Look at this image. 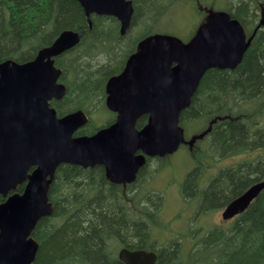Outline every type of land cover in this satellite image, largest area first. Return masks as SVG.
Returning <instances> with one entry per match:
<instances>
[{"label":"trees","instance_id":"1","mask_svg":"<svg viewBox=\"0 0 264 264\" xmlns=\"http://www.w3.org/2000/svg\"><path fill=\"white\" fill-rule=\"evenodd\" d=\"M131 1V25L121 35L114 17H87L76 0H0V62L29 61L61 31L82 32L74 47L54 58V65L61 69L58 82L64 84L65 94L50 101L58 116L79 109L87 114V123L75 135H91L113 120L105 106L106 81L122 70L140 39L156 32L152 29L157 23L154 20L179 2ZM244 2L249 4L244 12L240 6H230L227 11L241 23L247 36L254 31L240 62L234 69L206 70L189 106L181 111L179 122L205 123L196 133L203 136L207 129L204 136L211 137L210 153L233 155L260 149L252 164H240L241 168L249 166L256 182L264 179V126L255 118L264 108V0ZM140 18L151 22L143 21L138 29ZM132 27L135 33L131 35ZM251 104L256 106L248 109ZM102 111L109 116L98 126L92 117ZM146 118L141 116L136 127L143 126ZM228 172L225 169L222 173L229 179V188L222 187L223 191L215 195L212 190L216 187H212L203 193L209 196L205 199L217 203L223 199L222 193L236 194L237 181ZM190 177L183 186L186 194L190 192ZM239 184L241 187L244 182ZM24 185L18 184L15 191L22 192ZM47 196L53 210L40 218L32 231L39 246L31 264H123L117 257L120 247L148 250L154 248L152 241L158 244L156 264H170L167 258L185 264H264V188L232 221L206 229L182 258L175 255L179 241L167 239L168 234L162 238L167 229L166 223L159 220L162 198L151 222H139L136 192L109 182L99 165L84 168L59 164ZM3 200L0 194V203ZM133 200L136 210L131 208Z\"/></svg>","mask_w":264,"mask_h":264},{"label":"water","instance_id":"2","mask_svg":"<svg viewBox=\"0 0 264 264\" xmlns=\"http://www.w3.org/2000/svg\"><path fill=\"white\" fill-rule=\"evenodd\" d=\"M76 1L87 17H115L121 34L130 25L131 0ZM81 35L63 30L33 59L0 62V264L33 262L39 245L32 231L52 213L47 193L59 164H98L110 182H131L145 155L171 154L185 141L179 115L203 74L210 68L234 69L252 37L226 11L213 13L186 42L167 33L145 36L122 71L106 82L105 103L116 113L114 121L91 135L75 136L86 115L77 110L58 117L49 102L65 92L53 58L75 46ZM142 115L147 121L136 128ZM23 182L22 192L15 191ZM263 188L264 180L250 185L225 206L222 218L241 213ZM118 259L154 264L156 253L124 247Z\"/></svg>","mask_w":264,"mask_h":264},{"label":"rangeland","instance_id":"3","mask_svg":"<svg viewBox=\"0 0 264 264\" xmlns=\"http://www.w3.org/2000/svg\"><path fill=\"white\" fill-rule=\"evenodd\" d=\"M178 1L179 2L173 3L171 7H167V10L163 13V15L154 20V23H157L153 26V31L174 34L180 37L182 40H187L192 36L200 23L205 22L207 18L213 15V13H215L216 11H228V8L230 6H240L239 9L244 12L248 4L247 2H244L246 0ZM199 4L201 5L200 7ZM202 6L204 8H202ZM143 21L147 23L151 22L149 19L146 20L144 18H140L139 24L136 26L138 29H140V25ZM134 33L135 31L132 27L130 34L132 35ZM252 106L255 107L256 105L251 104L249 105L248 109L254 108ZM108 116V112L102 111L99 114H94L92 118L95 119V122L99 126L100 123L108 118ZM255 118L256 121L259 122L260 126H264V108L261 110L259 115L256 114ZM182 125L184 127L187 139L195 134V131L199 130L201 127L206 126L205 123H202L200 121H195L190 125H184V123ZM205 145L206 141H203L202 139H197L195 141V149H189L186 144L181 145L176 152L161 161L159 175L153 181L154 189L156 191H161L164 194L165 198L161 208V218L159 217V220L162 219V221L166 223L167 228L165 230V234L163 232L162 238L165 237L166 234H168L167 239H176L182 244L184 248L190 246L191 240H189V237L191 236V227L194 225V221L196 223L198 219H200V223L202 225H205L207 229L216 224L224 225L227 223L221 221V206L213 209V211H211L210 213H204L200 215V213L196 212V215L195 209L198 206L197 203H194V201L188 199L183 200L179 196L178 188L166 186L167 182L171 181L174 177L179 178L181 174H183L188 168L194 165L191 161L192 155L190 151H196L195 156H197L198 158L200 157V160L203 164H206L207 162H209V160L212 159L211 158L208 161L205 160V158L212 157V154L205 149ZM258 151L260 152L261 150L258 149ZM233 160H235V158H227L224 159L223 162L231 163ZM205 166L206 165H204V167ZM136 195V197H138L139 199V191L136 192ZM136 206V200H133L131 208L136 210ZM135 213H138V211Z\"/></svg>","mask_w":264,"mask_h":264},{"label":"flooded vegetation","instance_id":"4","mask_svg":"<svg viewBox=\"0 0 264 264\" xmlns=\"http://www.w3.org/2000/svg\"><path fill=\"white\" fill-rule=\"evenodd\" d=\"M124 65H125V63H124ZM123 68H124V66H123ZM138 119L139 118H137V120ZM204 131H207V129H204L203 132ZM192 137H195V136L192 135ZM201 138L203 141H206L205 149L211 150V147H212V144L210 142L211 137L202 136ZM196 140H197V138L191 140V137H189L188 139L185 137L184 143H186V145H187V147H189V149H193V148L195 149L196 148V146H195ZM190 153L192 155L191 161L194 165L191 166L190 168H188L183 174H181L179 176V178L174 177L171 181L167 182L166 186L167 187L172 186V187L178 188L179 196L183 200L188 199V200L194 201V203H197L198 206L195 209L196 215H197V213H200V215H202L204 213H210L211 211H213V209L221 206V208H220L221 209V211H220L221 221L222 222L232 221L240 213L234 215L233 217H231L229 219H223L221 213L223 212L225 206L231 200H233L235 197L242 194L251 185L250 181L253 182V180L255 179V176L251 173V169L249 168V166L247 168H241L240 164L241 163L252 164L257 159V156L260 155L261 152H259L257 149L256 150L254 149V150H251V151H248L245 153H239V154H233V155H223L220 152H215V153L211 152L212 157L205 158V160L208 161L209 159H211V158L212 159L209 160V162H207L206 164H203L201 162L200 157L198 158L197 156H195L196 151L192 150V151H190ZM256 153H258V154L256 155ZM170 155H172V154H165L163 156L145 155L144 156L145 161L139 166L138 170L136 171L134 180H132L131 182L114 183V184H118V185L122 186V188H124L126 190H131L133 192L139 191V219H140L139 222H144V223L145 222L146 223L151 222V218L154 215V210L156 211L155 207L157 205L158 200L160 198H162L160 201L162 202V204L164 203V200H165L164 194L161 191H156L154 189L153 181L159 175L161 161L166 159ZM227 158H231V159L235 158V160H233L231 163H224L223 160L227 159ZM251 161H252V163H251ZM197 164H199V165H197ZM204 165H206V166L204 167ZM99 166H101V165H99ZM251 166L252 165H250V167ZM85 168H88V167H85ZM225 169L229 170L228 176H231V178L234 181H237L236 194L235 195L234 194H227L228 193L227 192L226 195H224L222 193L221 198H223V199L221 201H219L217 203L210 202L211 201L210 199H205V197L209 198V196L203 195V193L206 190H209L212 187H216V189L212 190V191H214L215 195H217L218 193L223 191L222 187L229 188V179L223 177V173H222L225 171ZM103 171H104V175H105L104 168H103ZM250 173L253 176L250 175ZM189 175H191V177H190L191 183L189 185L190 187L188 186V188L190 189V192L189 193L187 192V194H186L184 192L183 186H184V184L187 185V179H189ZM239 182H244L243 186L240 187ZM246 183H248V184H246ZM253 183H255V182H253ZM179 188H180V190H179ZM206 229H207V227L200 223V219H198V221L196 223L194 221V225L191 227V236L189 237V240H191L190 246L184 248L182 246V244L179 242L178 252H176L175 255L177 257H181V258L187 256L190 247L193 245V242H196L197 240L201 239L205 235ZM149 239L151 240L152 237H149ZM155 244H156V246H155ZM151 245L154 246V248H149L148 251H154L156 253V260L154 263V264H156V261H157L158 255H159V253L156 251V249H158V244L155 241H152ZM169 254H171V253H168V255ZM161 255H163V253H161ZM165 261H167V262L172 261L170 264H181L180 262L176 261L175 259L171 260V258L170 259L167 258Z\"/></svg>","mask_w":264,"mask_h":264},{"label":"bare ground","instance_id":"5","mask_svg":"<svg viewBox=\"0 0 264 264\" xmlns=\"http://www.w3.org/2000/svg\"><path fill=\"white\" fill-rule=\"evenodd\" d=\"M250 203H251V202H250ZM250 203H249V204H250Z\"/></svg>","mask_w":264,"mask_h":264}]
</instances>
